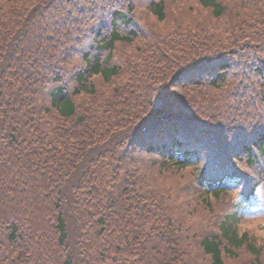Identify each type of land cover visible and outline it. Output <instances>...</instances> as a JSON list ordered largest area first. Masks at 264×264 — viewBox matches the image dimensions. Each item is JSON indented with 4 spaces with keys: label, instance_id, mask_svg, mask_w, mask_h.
<instances>
[{
    "label": "trees",
    "instance_id": "trees-1",
    "mask_svg": "<svg viewBox=\"0 0 264 264\" xmlns=\"http://www.w3.org/2000/svg\"><path fill=\"white\" fill-rule=\"evenodd\" d=\"M257 219L264 0H0V264H264Z\"/></svg>",
    "mask_w": 264,
    "mask_h": 264
},
{
    "label": "clouds",
    "instance_id": "clouds-1",
    "mask_svg": "<svg viewBox=\"0 0 264 264\" xmlns=\"http://www.w3.org/2000/svg\"><path fill=\"white\" fill-rule=\"evenodd\" d=\"M132 15L134 17H137V23L144 29V26L147 25H152L155 27H160L162 26V21L158 18V16L151 11L148 8H140V9H134ZM90 43V42H89ZM138 45V41L133 38L131 43L124 44L122 41H116L115 42V49L117 51H122L124 54L128 56H133L136 52V47ZM85 64V59L80 56L79 54L73 55L72 58L69 60L65 61L61 67L69 72L72 73L74 70H77L81 67H83ZM126 76L125 73H119L116 75H111L109 78V83L104 86L102 91L105 94V98L111 95L112 88L114 87V84L112 82H116L119 80L124 79ZM106 78H108V74L103 70L95 71L89 74L87 77V80L89 84L96 83L98 81H104ZM72 88V85L70 86ZM73 104L79 105L82 101L88 99V93L86 89H82L79 91V93H73L68 97ZM65 109L64 104H59L57 107L53 109V113L57 116H59ZM258 225L261 226V231L256 232L252 235L249 236L250 239H253L256 244L260 247L262 251H264V219H257L253 220L247 223H244L241 225V233L243 234L244 231L255 229Z\"/></svg>",
    "mask_w": 264,
    "mask_h": 264
}]
</instances>
